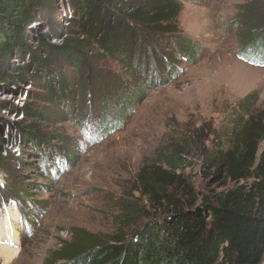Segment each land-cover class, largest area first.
<instances>
[{
	"label": "rangeland",
	"instance_id": "1",
	"mask_svg": "<svg viewBox=\"0 0 264 264\" xmlns=\"http://www.w3.org/2000/svg\"><path fill=\"white\" fill-rule=\"evenodd\" d=\"M248 1H177L180 32L201 47L193 64L177 51L167 54L163 43L154 48L165 59L154 61L153 45L144 39L140 57L130 66L95 42L87 67L70 66L45 46L39 49L41 36L59 46L75 35L68 0H57L54 12L32 20L29 48L15 46L11 57V66H21L26 79L6 78L9 84L0 85L3 147L19 158L0 167V220L14 211L20 233L19 254L6 264H68L60 252L82 230L130 235L150 219L163 218L172 202L151 186L167 172L175 175L166 189L181 204L213 201L252 182L217 177L207 160L228 147L239 129L233 126L236 114L247 117L264 109V67L237 55L244 32L238 6ZM34 53L46 60V70L43 65L37 72ZM157 62L163 70L176 65L173 76L158 75ZM144 70L153 85L134 77ZM60 81L67 88L64 96ZM254 92L249 108H239ZM122 97H136V102L128 107ZM26 107L36 112L34 119ZM126 112V120L118 123L117 116ZM33 125L36 135L30 133ZM170 153L186 160L184 169L169 171L161 163ZM0 264H5L2 257Z\"/></svg>",
	"mask_w": 264,
	"mask_h": 264
},
{
	"label": "trees",
	"instance_id": "2",
	"mask_svg": "<svg viewBox=\"0 0 264 264\" xmlns=\"http://www.w3.org/2000/svg\"><path fill=\"white\" fill-rule=\"evenodd\" d=\"M177 1L68 0L73 11L69 22L78 28L74 30L75 35L59 46L53 45L47 36H41L39 49L45 46L47 52L70 66L87 67L86 56L93 53L95 42L110 56L130 66L135 56L140 57L145 39L153 45L154 61H164L166 54H159L154 48L163 43L167 54L177 51L183 61L196 63L201 47L180 32L178 18L182 6ZM56 6L57 0H0V85L9 84L6 78H20L24 83L23 68L11 66L15 46L28 49L26 40L32 20L51 14ZM237 20L244 26L242 47L237 55L264 67V0L240 4ZM141 28L153 31L155 37L148 38ZM33 61L37 72L43 65L46 70L48 64L40 55L34 53ZM158 64L155 70L158 75L165 76L168 72L166 76H173L176 65L163 70ZM148 75L144 70L136 72L134 77L145 78L153 85ZM59 84V92L64 96L67 88L62 81ZM50 86L52 96H57L54 86ZM122 98L128 107L136 102V97ZM256 98V92L249 94L239 108L245 105L243 109L249 108ZM24 111L31 119L37 116L30 107ZM126 115L127 112L118 115V123L124 122ZM238 115L235 117L238 125L233 126L239 129L228 138V147L218 149L207 160L217 177L225 175L232 181L252 179L247 187L231 189L213 201L181 204L166 189L165 185H171L175 175L167 172V176L151 186L156 195L162 194L172 202L163 218L150 219L130 235L100 236L82 230L61 250L60 260H67L68 264H261L264 259V147L261 149L260 144L264 141V109L247 117ZM2 130L0 124V167L6 169V162L19 158L4 149ZM35 131L36 125H33L30 133L36 135ZM161 163L176 172L184 169L186 160L179 153H170Z\"/></svg>",
	"mask_w": 264,
	"mask_h": 264
},
{
	"label": "bare ground",
	"instance_id": "3",
	"mask_svg": "<svg viewBox=\"0 0 264 264\" xmlns=\"http://www.w3.org/2000/svg\"><path fill=\"white\" fill-rule=\"evenodd\" d=\"M17 219V213L10 211L5 220H0V257L4 259L5 264L19 254L20 233L17 230Z\"/></svg>",
	"mask_w": 264,
	"mask_h": 264
},
{
	"label": "snow or ice",
	"instance_id": "4",
	"mask_svg": "<svg viewBox=\"0 0 264 264\" xmlns=\"http://www.w3.org/2000/svg\"><path fill=\"white\" fill-rule=\"evenodd\" d=\"M87 134V133H86Z\"/></svg>",
	"mask_w": 264,
	"mask_h": 264
}]
</instances>
